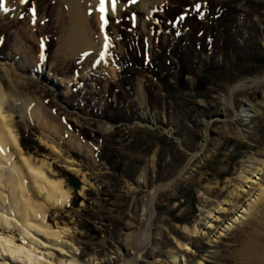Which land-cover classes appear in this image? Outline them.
Listing matches in <instances>:
<instances>
[{
	"label": "rangeland",
	"instance_id": "rangeland-1",
	"mask_svg": "<svg viewBox=\"0 0 264 264\" xmlns=\"http://www.w3.org/2000/svg\"><path fill=\"white\" fill-rule=\"evenodd\" d=\"M64 1L0 0V92L18 143L23 135L31 150L23 152L69 192L68 205L46 218L51 231L68 229L57 241L65 247L33 230L23 239L19 227H0V237L46 264H123L133 256L151 189L199 149L207 118L221 114L202 154L155 201L149 243L136 264H247L249 249L264 264V83L239 88L238 117L226 119L231 84L264 73V0H117L111 13L99 2L87 14L93 39L104 33L109 48L71 55L59 48L68 33ZM97 11L108 21L104 32ZM177 38L194 75L179 76ZM211 63L228 71L198 81ZM28 100L48 115L29 119L18 104ZM9 197L0 187L1 208L10 207ZM0 264L11 263L0 253Z\"/></svg>",
	"mask_w": 264,
	"mask_h": 264
},
{
	"label": "bare ground",
	"instance_id": "bare-ground-1",
	"mask_svg": "<svg viewBox=\"0 0 264 264\" xmlns=\"http://www.w3.org/2000/svg\"><path fill=\"white\" fill-rule=\"evenodd\" d=\"M104 1L107 3L108 13L113 12L112 0ZM64 2L68 5L66 12L68 16V33L65 37L60 38V50L70 53L69 55L90 51L96 53L98 50L99 53H103L104 49L108 47V44L105 47L106 39L104 33L99 34L96 40L93 39L92 32L94 30L87 14V10L95 9L100 0H65ZM97 12H94V17L97 19L101 32H104L102 16L100 11ZM100 47H102V50ZM246 83H242L236 89L241 88ZM18 104L22 108V112L28 113L29 119L43 120L45 114L48 115L37 101L28 100L21 103L18 101ZM11 122L12 116L9 111L8 101L3 92H0V187L6 189L10 196V207L8 209L0 207V227H19L21 237L26 240L30 236L29 232L33 230L46 239L47 242L45 243L65 247V244L61 242L58 245L57 241L60 240L59 236L61 234L68 232V229L58 228L57 231H51L49 225H47L46 218L50 209H63L68 205L69 192L63 188L60 180H54L46 176L44 163L38 164L39 162L33 161L31 156L23 152L18 143V138L11 128ZM65 164L70 171L78 173L79 170L75 168L74 162L66 161ZM259 172L260 170L257 171V173ZM154 189H151L152 195ZM29 190L39 196V200L33 201ZM150 204L148 208L143 209L142 222L136 235L134 250L136 263L143 247L148 245L150 239ZM247 208L243 210V213L247 212ZM239 218L237 217L233 223L224 227L223 231H230L233 224L239 221ZM136 248L138 249L136 250ZM0 253L4 260L11 264H46L32 250L27 249L23 245L15 244L10 238L0 237ZM246 255L247 264H262L258 263L260 261L253 256L254 252L252 249L246 251ZM132 263L133 256L123 264Z\"/></svg>",
	"mask_w": 264,
	"mask_h": 264
},
{
	"label": "water",
	"instance_id": "water-1",
	"mask_svg": "<svg viewBox=\"0 0 264 264\" xmlns=\"http://www.w3.org/2000/svg\"><path fill=\"white\" fill-rule=\"evenodd\" d=\"M246 82H251V83L256 84V85L263 84L264 83V73L260 76L243 77L239 80H236L234 83L231 84V86L228 89V99H229L228 104H229L230 110L232 112V117L231 118L227 117L226 119L236 120V118L238 117L239 111L235 108V105H234V95H235L236 91L238 90V89H236L237 86L241 85L242 83H246ZM221 119H223V116L221 114L213 115V116L207 118L206 130L208 132V136L204 137V139L201 141L199 149H195L194 151H192L189 154V156L186 158V160L184 161L182 166L178 169V171L171 178L167 179L166 181L160 182L157 186H155L153 198H152V201L150 204L151 212H150V216H149V223H152V221H153V217L155 215V201L157 200L159 194L163 190L173 187V185L181 179V177L186 172V170L188 169L191 162L197 156L202 154V152L205 150V148L207 146L209 137L212 135V132L210 131L211 123L214 120H221ZM70 184L74 190H77L80 187V183H79L78 178H76L74 176L70 178ZM134 253H135V251L133 252V263L132 264H136Z\"/></svg>",
	"mask_w": 264,
	"mask_h": 264
},
{
	"label": "trees",
	"instance_id": "trees-1",
	"mask_svg": "<svg viewBox=\"0 0 264 264\" xmlns=\"http://www.w3.org/2000/svg\"><path fill=\"white\" fill-rule=\"evenodd\" d=\"M227 23V22H225ZM229 23V22H228ZM224 30H221L223 32ZM224 34V32L222 33ZM182 39L177 38V42L175 45V48L173 49V55L179 65V76L180 78L194 75L196 65L192 62V59L188 56V52L182 47ZM224 51H228V48L224 47ZM126 70V69H125ZM125 70L119 69V74L121 77H123L126 80H128V77H125ZM221 71H228L224 68V66L215 65L211 63L210 65L203 68V70L198 75V81H206L208 77L212 74L220 73ZM247 74V73H246ZM157 79H159L160 82H163V85L166 86V89L169 92H173L176 90L177 87L173 88L171 84L168 83V77L167 76H160L158 72L152 73ZM110 123H118L117 121H109ZM21 148L25 151H31L27 147V143L24 140V136L21 135L20 142H19Z\"/></svg>",
	"mask_w": 264,
	"mask_h": 264
},
{
	"label": "snow or ice",
	"instance_id": "snow-or-ice-1",
	"mask_svg": "<svg viewBox=\"0 0 264 264\" xmlns=\"http://www.w3.org/2000/svg\"><path fill=\"white\" fill-rule=\"evenodd\" d=\"M22 3H27L28 0H21ZM132 3H136V0H131ZM116 4H117V0H112V9L113 11H115V8H116ZM197 8H199L200 6L199 5H196ZM100 11L101 12H104L105 9H104V0H100ZM181 19H183V17H181ZM101 20L103 21V24L104 25H107L108 21L107 19H105V17H101ZM106 40H107V37H106Z\"/></svg>",
	"mask_w": 264,
	"mask_h": 264
}]
</instances>
